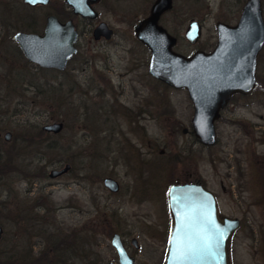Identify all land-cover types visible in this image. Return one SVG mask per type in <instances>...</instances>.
Wrapping results in <instances>:
<instances>
[{
	"label": "rangeland",
	"instance_id": "obj_1",
	"mask_svg": "<svg viewBox=\"0 0 264 264\" xmlns=\"http://www.w3.org/2000/svg\"><path fill=\"white\" fill-rule=\"evenodd\" d=\"M217 2L209 16L204 0L197 2V11L195 5L191 8L185 21L200 20L202 36L195 45L181 40L178 52H209L217 40L215 22H234L230 15L236 13L238 5L233 3V12L225 6L221 12ZM52 11L50 5L29 9L21 0H0V42L7 46V51L0 52V264L7 257L19 262L23 257L34 259L42 250H47L50 264H82L77 257L70 259L74 256L71 246L53 249V240L67 238L78 227L83 228L84 247L87 238L91 241L88 247L97 255V264H117L110 243L114 233L128 240L137 238L140 248L131 247V251L140 264H160L169 220L168 188L179 180L200 178L216 194L222 214L250 221L238 228L231 241L232 264H264V206L244 211L239 188L240 166L245 164L247 200L257 199L259 188L264 189L258 184L264 173L254 162L255 156L264 155V146L254 142L257 109L253 105L229 106L215 122L216 144L206 147L192 134L182 132L184 127L191 131L193 115L185 90L164 87L150 79L145 125L134 124L131 131L124 122L121 129L113 131V142L107 144L103 136L110 137L111 131L95 113V99L79 94L78 84L85 87L88 72L73 71L72 65L61 73L38 69L19 54L12 38L16 31H32L23 27L30 24L31 16L37 21L34 31L41 32L45 17ZM111 23L125 26L113 18ZM112 52L114 73H120L121 52ZM134 52H140L138 45ZM263 65L257 68L260 74H264ZM72 85L74 90L68 94ZM84 103L90 108H84ZM261 112L264 114V107ZM54 121H62L64 129L55 135L47 133L43 140L37 138L39 129ZM241 121L252 125L240 126ZM6 132H11L8 142L3 139ZM31 137L36 142L27 145L30 140L24 139ZM51 143L57 147H49ZM63 151L65 159L57 161ZM66 163L72 165L70 173L48 176ZM39 170L45 176H35ZM106 176L119 182L118 193L103 186Z\"/></svg>",
	"mask_w": 264,
	"mask_h": 264
},
{
	"label": "water",
	"instance_id": "obj_2",
	"mask_svg": "<svg viewBox=\"0 0 264 264\" xmlns=\"http://www.w3.org/2000/svg\"><path fill=\"white\" fill-rule=\"evenodd\" d=\"M48 1L23 0L32 6L45 5ZM73 5L75 13L94 14L86 4ZM158 12L155 10L136 28L138 39L150 48L148 71L174 89H186L193 105L191 131L201 145L211 147L217 142L215 121L220 110L234 93L247 94L255 86L256 57L264 43L260 0L247 2L236 25L217 24V43L212 51L197 50L189 56L173 51L175 38L157 27ZM200 35L198 21L191 22L184 34L191 43L198 41ZM76 37L73 23H63L55 15L46 17L42 33L17 31L13 34L29 62L59 71L65 69L67 61L76 52ZM42 129L59 134L63 122L54 121L43 125ZM8 137L9 133L6 134ZM68 167L53 169L49 176H60ZM103 186L110 191L119 187L111 177L103 179ZM167 206L171 221L164 264H229L228 245L240 222L237 217L220 216L212 191L197 183L173 184L167 191ZM2 233L0 225V240ZM110 243L117 252L119 264H139L126 252L118 233L112 235Z\"/></svg>",
	"mask_w": 264,
	"mask_h": 264
},
{
	"label": "flooded vegetation",
	"instance_id": "obj_3",
	"mask_svg": "<svg viewBox=\"0 0 264 264\" xmlns=\"http://www.w3.org/2000/svg\"><path fill=\"white\" fill-rule=\"evenodd\" d=\"M198 1L201 2L203 0H49L45 5L38 4L34 6L24 3L23 0H21V3L23 6L29 9H34L39 6H47V5H50L51 7L53 6L54 11L49 12L48 15H55L59 19V21L63 23L67 21H71L73 23L77 35L75 41L76 52L71 56V58H69L64 70L62 71L56 69H51V70L64 72L65 70L68 69V67H70V65H72L71 70L73 71H81L84 73L88 72L87 73L88 75L86 76L85 79L86 82L85 87L81 86L80 88L78 84V87L80 89L79 94L84 97H93L95 99L94 101L96 105L95 113L102 118L104 124L109 125V126L105 125L106 130L111 131L109 135L110 137L103 136V138L105 139V142L107 144H111L113 142L112 140L114 139L113 138L114 132L119 130V128L121 129L120 125L126 123L127 125L130 126L129 130L131 131L133 130L131 126H133L134 124L137 127H143L145 125L143 123L144 120L143 116L149 112L148 88H149L150 79L156 81L158 84H162L164 87L172 88L169 85L165 84L164 82L150 75L148 71V67H149L151 52H150V48L142 41H140L137 37L136 28L138 24L142 20L151 17L155 10L159 11L158 16L156 18V25L158 28L164 29L170 36L175 38V44L172 46V49L173 51L178 52L176 50V47L180 44L181 40L184 39L187 43L191 45H195L202 36V22L200 20L191 19L188 22L185 21L186 20L185 17L189 14V11L191 10V8H193L194 5H195L194 11H197L196 4ZM214 1H218L217 3H219L218 6L220 11L225 6V9H228L229 12H233V9L231 8L233 3H236L238 5L236 13L234 14L231 13L230 15L231 19L232 18L235 19L234 22L231 23L230 20L227 19L217 20L215 22L214 26L216 29V38H217V24L223 23L229 26L236 25L238 21L241 19V16L244 13L245 6L249 0H204V2L207 3V8H208L206 16H209L212 13L213 9H215ZM73 3H78L83 5L86 4L88 8L93 11L94 14L84 16L80 13H75ZM260 9L264 23V0H260ZM32 18L30 19V21H32ZM112 18L115 19L117 22H119V24L125 26L122 27L114 26L111 23ZM193 21H198L201 26L200 38L195 43L189 42L184 36L189 24ZM101 24H105L106 26L100 27ZM42 31L43 29L41 30V32H37L33 30L26 32L42 33ZM182 31L183 34L181 36ZM135 44L138 45V47L140 48V52L138 54H135L134 52V46H136ZM16 46L19 49L17 43ZM215 46L212 48V50L215 48ZM113 50L121 52V55H118V58L120 60L118 63L123 65V69L120 73H116V72L114 73L113 70V67L116 66L115 63L113 62V52H112ZM197 50H202V49H196L195 51ZM19 51L21 52L20 49ZM263 64H264V43L260 51L257 53V57H256L255 86L253 90L247 94L234 93L231 96V98L228 100L227 104L223 107V109L220 110V115L222 112L227 110L229 106H235L241 108V107L253 105L257 109L256 118L259 120V123H253V127L256 129V133H257V135L254 136V142L264 146V127L261 128L262 124L264 125V114L261 112V110L264 107V74H260L257 72L258 66ZM144 67H146L145 71H143ZM141 69L142 72H140ZM74 87L75 86L73 85L70 86L67 90V93L68 94L72 93ZM181 90H185L187 94L186 89H181ZM91 93L92 96H90ZM251 97L252 100L250 99ZM83 107L86 109L90 108L86 103H84ZM118 117H120L123 120L120 121ZM249 125L252 124L247 121L240 122V126L245 127ZM64 127L65 126L63 123V129ZM33 129L35 131L37 130V128L31 127V130ZM182 132L190 133L194 136L193 132L192 131L189 132L185 127L182 129ZM7 133H9L8 138H6ZM46 133L53 134L50 132H46ZM3 139L4 141L7 142L10 141L11 132H6L4 134ZM194 139L197 140L195 136ZM26 140L27 141L30 140V142L27 143V145H32L36 142L35 139H32V137L24 139V141ZM127 141L128 139L126 138V142ZM70 147L71 145H69V148ZM254 162L259 163L258 165L259 172L264 173V155L255 156ZM65 165H69V167L67 171L64 172V174L70 173L72 169V165L70 163H66ZM240 169H241V179H240L239 188L241 192V206L243 210L246 211L248 208L251 207L259 208L262 205L264 206L263 188L261 189L259 188L258 195L260 196H258L257 199L247 200V190H248L247 188L248 181L246 178L247 166L244 164L242 167L240 166ZM16 170L19 169L16 168ZM106 177H111V176H106ZM183 183L201 184L205 188L212 191L208 187L207 183L201 178L199 180L198 179L197 180L189 179L185 181L179 180L176 181L174 184H183ZM102 184H103V180H102ZM258 184L259 186H264V180H262L261 183L259 181ZM118 185L119 187L118 189H116V191H110L105 186L104 187L110 193L116 194L120 191L119 182ZM214 195L217 199L215 193ZM217 203H218V199H217ZM166 206H167V194H166ZM168 213H169L168 226L164 231L165 248L161 254L160 264H164V259L166 256V243H167V237H168L169 226L171 221V214L169 209H168ZM219 213L220 216L224 215L220 212V210ZM239 222H240L239 228L242 225H244L245 222L250 223L248 218L246 220V217L245 219L244 218L239 219ZM81 229L83 228L78 227L77 229H74L73 232L67 234V238H64L65 240L64 242H67V249L69 248V246H71V249L73 250L74 256L71 257L70 259L73 258L76 259L77 257V260L79 261L81 260L83 262L82 264H85L83 259L85 255V247L83 244L84 241H82V236L80 235ZM120 237L126 252L135 259L136 263H139L136 254H134V252L131 251V247L137 251L140 248V244L137 238L132 237L128 240L127 238H123L121 235ZM133 239L136 240L135 243L133 242ZM230 245L231 242L228 245L227 258H228V263L232 264V260L230 256ZM115 255H116L117 264H119V258L116 251H115ZM69 257L70 254L68 253L67 259H69Z\"/></svg>",
	"mask_w": 264,
	"mask_h": 264
},
{
	"label": "trees",
	"instance_id": "obj_4",
	"mask_svg": "<svg viewBox=\"0 0 264 264\" xmlns=\"http://www.w3.org/2000/svg\"><path fill=\"white\" fill-rule=\"evenodd\" d=\"M31 18H32V21L30 22V24L27 25V26H23V27H25V28H27L29 30H33L34 31V30H36V22L37 21L35 19V16H31ZM1 51L2 52L7 51V46L5 44H2V42H0V52ZM18 52L22 56V54L19 51V49H18ZM38 69H41V70H49V71L51 70V69H43V68H40V67H38ZM51 71H55V72L61 73V72L56 71V70H51ZM40 90L41 89L39 87V92H40ZM45 135H47V133L44 132L43 130L39 129L38 134H37V138L43 140V137ZM37 142L40 143V141H37ZM49 147L56 148L57 146L55 144H52L51 143V145ZM47 148H48V146H47ZM64 155H65V152L64 151L61 152V153H59V157L57 158V161H61V160L65 159ZM7 169H5L6 170L5 172L8 171ZM13 170H14V168H13ZM38 173H39V176L40 177L45 176V172L44 171H41V170L37 171L34 175L36 176V174H38ZM88 239L89 238H87V243H86L87 247L85 246V255H84V258H83L84 259V262H85V264H97V257H96L97 255H95L94 252L92 251V249L88 247V245L91 244V241L88 240ZM53 241H54L53 249L55 251L56 250H63L64 249L63 248V245H64V247L66 249L67 242H64L65 241L64 239H62V240L61 239H59V240H53ZM47 256H48L47 250H42V252L39 255H37L34 259H31L29 257H27V259H24V257H23L22 261L19 262L15 258H9V257H7V259L4 262L1 261V264H17V262H18V264H32V260L34 261V264H50L49 262H47V260H48ZM89 257H91L92 259H90ZM55 259H56L55 261H60V259H57V258H55Z\"/></svg>",
	"mask_w": 264,
	"mask_h": 264
}]
</instances>
